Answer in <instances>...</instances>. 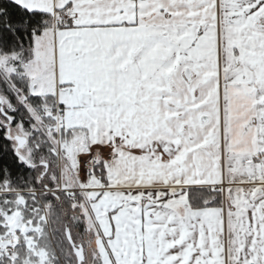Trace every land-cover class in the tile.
Here are the masks:
<instances>
[{
  "label": "snow or ice",
  "instance_id": "snow-or-ice-1",
  "mask_svg": "<svg viewBox=\"0 0 264 264\" xmlns=\"http://www.w3.org/2000/svg\"><path fill=\"white\" fill-rule=\"evenodd\" d=\"M0 264H264V0H0Z\"/></svg>",
  "mask_w": 264,
  "mask_h": 264
}]
</instances>
